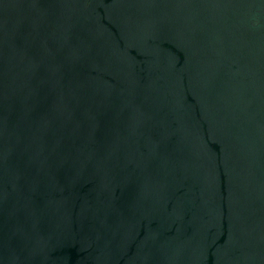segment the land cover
<instances>
[{
  "label": "water",
  "instance_id": "water-1",
  "mask_svg": "<svg viewBox=\"0 0 264 264\" xmlns=\"http://www.w3.org/2000/svg\"><path fill=\"white\" fill-rule=\"evenodd\" d=\"M0 264H264V0H0Z\"/></svg>",
  "mask_w": 264,
  "mask_h": 264
}]
</instances>
